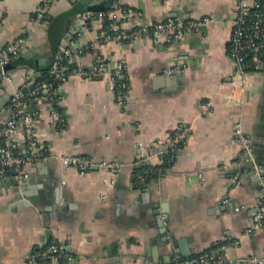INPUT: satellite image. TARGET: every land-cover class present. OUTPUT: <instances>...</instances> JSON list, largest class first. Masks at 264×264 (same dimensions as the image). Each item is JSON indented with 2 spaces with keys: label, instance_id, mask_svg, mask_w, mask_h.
<instances>
[{
  "label": "crops",
  "instance_id": "crops-1",
  "mask_svg": "<svg viewBox=\"0 0 264 264\" xmlns=\"http://www.w3.org/2000/svg\"><path fill=\"white\" fill-rule=\"evenodd\" d=\"M39 1L0 4V46L24 39L21 55L7 67L12 83L0 81V119L22 76L42 75L60 44L72 50L73 65L89 68L87 47L102 24L89 20L76 37V16L85 8L130 11L144 26L167 19L208 22L169 46H154L148 37L105 43L100 56L124 67L128 91L121 109L105 79H67L55 104L63 120L60 133L52 128L48 107L38 103L35 132L47 155L119 169L79 173L49 160L28 167L22 185L1 181L0 264H26L27 255L49 244L61 246L64 255L48 264H170L222 245L224 264L264 259V231L252 225L264 189V43L258 59L251 55L258 68L249 75L239 112L225 106L239 0H44L42 20L31 26ZM244 2L249 8L256 0ZM237 119L256 171L241 161L233 140ZM182 123L190 125V135L162 166L151 146ZM147 168L162 173L134 184L132 175Z\"/></svg>",
  "mask_w": 264,
  "mask_h": 264
},
{
  "label": "built area",
  "instance_id": "built-area-1",
  "mask_svg": "<svg viewBox=\"0 0 264 264\" xmlns=\"http://www.w3.org/2000/svg\"><path fill=\"white\" fill-rule=\"evenodd\" d=\"M8 0H0V4ZM165 2L166 0H162ZM46 10V1L40 0L34 16L29 20L30 25H38ZM77 27L74 35L87 31L89 20L105 23V30L100 31V36H95L89 42L87 49L93 61L88 69L70 62L72 53L70 48L59 45L54 59L47 69L48 83H34L29 72H26L19 81L18 87L9 95L5 104L6 117L0 119V182L11 179L17 184H24L28 178L27 168L31 165L43 164L49 160H58L65 167L76 169L84 173L91 168L107 170L109 172L119 169L109 163L90 164L78 157L57 158L46 154L45 149L38 144L36 123L38 121V103L48 107L50 117L53 119L52 128L56 132L63 131L62 115L55 109L58 95L69 77L75 79H105L109 92L114 97L115 106L122 108L128 84L121 62L111 61L109 57H101V47L109 41L131 42L148 37L154 46H169L182 40L186 34L198 31L208 21L196 19L182 21L167 19L144 26L138 23V14L126 10L119 12L95 13L82 11L77 14ZM132 23L131 29L126 31L124 25ZM23 37H19L5 46H0V81L10 85L12 78L6 67L17 59L23 51ZM264 43V0L253 3L248 8L244 0H239L235 10L234 27L231 32L227 58L233 71L228 77L229 93L225 96V106L232 113L237 114L242 105V96L250 86L249 75L258 68V51ZM251 55H257V59ZM251 57L248 60V57ZM253 61L255 64H252ZM107 67H109L108 70ZM210 106L206 102L202 113H206ZM191 132L190 125L179 124L165 139L156 140L152 144V151L159 163L163 166L175 150L184 144ZM233 140L240 148L241 161L249 164L254 171L257 166L251 153L249 144L244 135L239 119L233 124ZM137 146L140 148V144ZM238 164H235L237 166ZM161 169L147 168L141 174L132 175V182L142 185L148 177H158ZM199 177V175H198ZM200 178V177H199ZM258 202L252 218L253 229L264 231V189L258 191ZM226 246H218L196 256L173 260L170 264H224L226 261ZM64 255L61 246L49 244L43 249L26 256V264H48ZM245 264H264V259L253 257L241 258Z\"/></svg>",
  "mask_w": 264,
  "mask_h": 264
},
{
  "label": "trees",
  "instance_id": "trees-1",
  "mask_svg": "<svg viewBox=\"0 0 264 264\" xmlns=\"http://www.w3.org/2000/svg\"><path fill=\"white\" fill-rule=\"evenodd\" d=\"M257 1H261V0H257ZM80 13H81V12H80ZM105 28H106V25H105V23H103V24H102V30L104 31ZM46 71H47V70H45L44 73H43L42 75H40L39 77L34 78V79H33V82H34V83H37V84H39V83H48L49 78H48V76H47Z\"/></svg>",
  "mask_w": 264,
  "mask_h": 264
},
{
  "label": "water",
  "instance_id": "water-1",
  "mask_svg": "<svg viewBox=\"0 0 264 264\" xmlns=\"http://www.w3.org/2000/svg\"><path fill=\"white\" fill-rule=\"evenodd\" d=\"M81 1V3H84V2H87L88 0H80ZM85 11H91V12H96L97 10H95V9H93V8H85ZM8 67V66H7ZM7 67H6V69H7ZM2 104V102L0 103V106H2L1 105ZM252 171V170H251Z\"/></svg>",
  "mask_w": 264,
  "mask_h": 264
}]
</instances>
